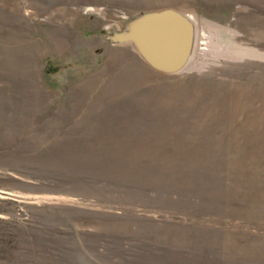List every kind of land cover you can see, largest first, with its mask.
<instances>
[{
  "label": "rangeland",
  "instance_id": "obj_1",
  "mask_svg": "<svg viewBox=\"0 0 264 264\" xmlns=\"http://www.w3.org/2000/svg\"><path fill=\"white\" fill-rule=\"evenodd\" d=\"M0 264H264V0H0Z\"/></svg>",
  "mask_w": 264,
  "mask_h": 264
},
{
  "label": "water",
  "instance_id": "obj_2",
  "mask_svg": "<svg viewBox=\"0 0 264 264\" xmlns=\"http://www.w3.org/2000/svg\"><path fill=\"white\" fill-rule=\"evenodd\" d=\"M149 25L151 26V29L149 30L148 35L145 33L139 38V44H142L141 46H147V43L153 45L159 56H161V48L168 50L172 47L171 44L178 48H182L184 31L188 27L183 19L178 16H163L153 19ZM177 54L178 52H175V56ZM176 58L174 60H176ZM174 60L167 64L154 63L159 69L166 70L167 68L170 69L176 66Z\"/></svg>",
  "mask_w": 264,
  "mask_h": 264
}]
</instances>
